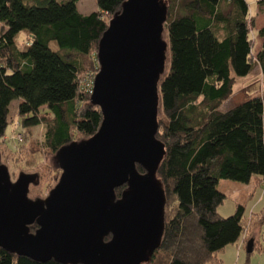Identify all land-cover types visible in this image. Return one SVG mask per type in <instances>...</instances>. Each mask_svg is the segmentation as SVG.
Returning <instances> with one entry per match:
<instances>
[{
    "label": "trees",
    "instance_id": "trees-1",
    "mask_svg": "<svg viewBox=\"0 0 264 264\" xmlns=\"http://www.w3.org/2000/svg\"><path fill=\"white\" fill-rule=\"evenodd\" d=\"M124 2L96 0L97 10L82 15L79 0H0V141L14 101L21 127L43 126L42 145L53 154L97 133L102 115L82 81L90 74L93 83L99 41ZM251 16L247 0H168L156 134L165 148L156 174L166 197L164 234L147 264H221L217 254L249 227L242 205L228 218L218 214L226 196L217 184L264 183V95L220 111L236 79L256 66L264 79V27L254 54ZM0 264L59 263L0 249Z\"/></svg>",
    "mask_w": 264,
    "mask_h": 264
},
{
    "label": "water",
    "instance_id": "water-1",
    "mask_svg": "<svg viewBox=\"0 0 264 264\" xmlns=\"http://www.w3.org/2000/svg\"><path fill=\"white\" fill-rule=\"evenodd\" d=\"M167 6L125 0L108 22L90 97L101 125L56 152L61 175L45 199L28 197L37 175L12 182L0 165V249L38 263L147 264L160 248L166 197L156 174L165 148L156 134Z\"/></svg>",
    "mask_w": 264,
    "mask_h": 264
},
{
    "label": "rangeland",
    "instance_id": "rangeland-1",
    "mask_svg": "<svg viewBox=\"0 0 264 264\" xmlns=\"http://www.w3.org/2000/svg\"><path fill=\"white\" fill-rule=\"evenodd\" d=\"M67 1L69 0H57L59 3ZM259 1L261 0H247L250 15L255 18L250 20L254 23L251 29V38L255 42L254 54L261 44L257 30L264 27V2L261 5ZM78 10L82 15L96 11V0H79ZM1 27L0 24V29ZM24 35L21 33L18 36L17 43L20 44L23 41ZM51 47L55 49L54 45ZM83 81L82 88L88 93L93 84L90 74L87 80ZM263 95L264 79L259 67L256 66L247 77L236 79L233 95L222 105L220 111L225 112L244 100ZM19 102L14 101L9 109V125L4 138L0 141V165L8 168L12 182H15L21 174L37 175V184L30 186L28 197L31 200L45 199L58 183L61 171L53 164L52 159L55 154L47 151L42 145L44 127L30 129L21 127L17 113ZM45 112L43 108L40 115ZM217 190L226 196L217 210L218 214L222 218H228L234 214L237 205H242L245 207L244 219L247 227L249 224L246 233L239 241L217 254V259L221 261V264H264V218L260 217L264 209V184L253 187L238 182L219 180ZM260 198L262 201L259 202ZM250 240L254 242V249L251 253H247V244Z\"/></svg>",
    "mask_w": 264,
    "mask_h": 264
},
{
    "label": "crops",
    "instance_id": "crops-1",
    "mask_svg": "<svg viewBox=\"0 0 264 264\" xmlns=\"http://www.w3.org/2000/svg\"><path fill=\"white\" fill-rule=\"evenodd\" d=\"M77 8H78V5H77ZM78 11H79V10H78ZM244 101H245V100H244ZM234 106H235V105H234ZM234 106H233V107H234ZM249 186H253L252 183H251V185L249 184ZM253 187H254V186H253ZM250 195L252 196L253 194H250ZM260 201H262L261 198H260L259 202H260Z\"/></svg>",
    "mask_w": 264,
    "mask_h": 264
},
{
    "label": "built area",
    "instance_id": "built-area-1",
    "mask_svg": "<svg viewBox=\"0 0 264 264\" xmlns=\"http://www.w3.org/2000/svg\"><path fill=\"white\" fill-rule=\"evenodd\" d=\"M91 93H92V87L90 88V90H89V94L91 95ZM20 139V138H19ZM264 184V183H263Z\"/></svg>",
    "mask_w": 264,
    "mask_h": 264
}]
</instances>
